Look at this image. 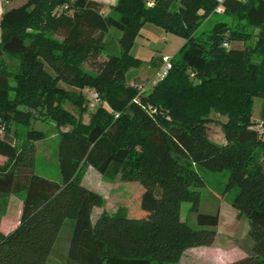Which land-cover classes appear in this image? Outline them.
Wrapping results in <instances>:
<instances>
[{
	"label": "trees",
	"instance_id": "trees-1",
	"mask_svg": "<svg viewBox=\"0 0 264 264\" xmlns=\"http://www.w3.org/2000/svg\"><path fill=\"white\" fill-rule=\"evenodd\" d=\"M219 7L238 21H218L200 35ZM109 9L96 0H27L2 12L0 3V54L19 61L18 72L0 62V155L8 159L0 166V215L10 196L23 199L20 224L0 232V264H177L217 238L219 213L200 212V170L229 171L226 191L236 190L232 205L249 222L247 256L230 264H264V0H117ZM146 24L186 43L168 75L141 91L124 82L141 65L131 51ZM112 30L120 32L118 53L105 40ZM88 90L101 103L85 123ZM70 100L79 120L64 108ZM213 112L227 118L225 144L209 137ZM39 119L70 127L59 135L60 182L35 172V143L45 139L32 127ZM83 164L140 184L145 213H103L93 222L104 199L82 183ZM186 202L198 228L182 218ZM67 220L74 221L68 252L55 262Z\"/></svg>",
	"mask_w": 264,
	"mask_h": 264
},
{
	"label": "rangeland",
	"instance_id": "rangeland-1",
	"mask_svg": "<svg viewBox=\"0 0 264 264\" xmlns=\"http://www.w3.org/2000/svg\"><path fill=\"white\" fill-rule=\"evenodd\" d=\"M27 0H0L2 12L15 7L22 6ZM116 0H108L106 3H113ZM115 3V4H116ZM106 13L110 12L109 4H104ZM60 9L59 11H61ZM48 13H46L47 15ZM218 21H226L235 24L238 21L236 16H225L222 13L213 15L201 28V33H205L213 27ZM258 33L257 30H251ZM120 32L112 30L105 36L108 49L111 53H118ZM186 40L166 33L162 28L153 24H146L135 40L131 55L139 59L141 65L132 68L127 74L124 84L130 87L141 88L142 91L148 88L156 81L157 72L161 71L163 58L170 57L172 61L180 58V52L184 47ZM174 59V60H173ZM0 62H5L9 68L18 72L19 61L8 57L6 54H0ZM84 71L93 73L89 66H84ZM160 80V76H159ZM154 86V85H153ZM152 86V87H153ZM85 97H90L86 93ZM64 108L72 113L77 120L81 114L75 103L70 100L65 103ZM263 110V101L256 99L254 106V121L261 128L263 122L261 115ZM91 110H88L83 116L85 123L89 122ZM211 122L208 124V133L212 141L218 144H224V134L222 123L227 118L220 116L216 112L211 114ZM32 127L45 133V139L35 143L37 149L36 173L54 181H61V174L58 163V146L60 142V133L70 129V127H59L54 119L36 120ZM17 132L19 137H24L27 129L15 127L13 132ZM1 159V158H0ZM6 164V163H5ZM4 164H0L3 166ZM205 179V187L201 190L202 202L200 212L205 214L219 213L220 221L216 228L217 239L210 247L198 246L188 249L177 264H230L240 260L242 257L241 248L246 246V237L249 230V222L239 216L232 205V199L236 190L226 191L229 178V171L222 173H212L200 170ZM79 176L82 183L90 190L100 194L104 199L102 207H96L92 213V221H96L103 213L114 214L121 211L130 213L131 217H139L138 214L145 213L141 209V194L143 188L135 182H123L120 179L111 180L102 176L97 170L88 164H83ZM191 203L182 204V218L193 228H198L197 217L191 212ZM23 208V199L20 195H12L6 202L5 210L0 215V232L9 234L13 232L20 224ZM73 220H67L55 246L53 260L58 262L65 256L69 248V238L73 230ZM157 264V263H152Z\"/></svg>",
	"mask_w": 264,
	"mask_h": 264
},
{
	"label": "built area",
	"instance_id": "built-area-1",
	"mask_svg": "<svg viewBox=\"0 0 264 264\" xmlns=\"http://www.w3.org/2000/svg\"><path fill=\"white\" fill-rule=\"evenodd\" d=\"M219 3H223V0H217ZM241 1H246V0H241ZM150 6L153 5V2L149 3ZM217 13H222V8L219 7L217 10ZM224 46L226 48H229V44L225 43ZM173 63H172V58L170 57H164L163 58V66L161 68V71L159 72V76H160V80L165 78L169 71L172 69ZM141 91L142 89L139 88ZM101 103V99L99 94L96 91H91L90 93V97H87V105L89 107L90 110H94L96 109Z\"/></svg>",
	"mask_w": 264,
	"mask_h": 264
},
{
	"label": "crops",
	"instance_id": "crops-1",
	"mask_svg": "<svg viewBox=\"0 0 264 264\" xmlns=\"http://www.w3.org/2000/svg\"><path fill=\"white\" fill-rule=\"evenodd\" d=\"M96 1H98V2H100V3H102V4H109V6H112V5H115V1L112 3H106V2H108V0H96ZM117 1V0H116ZM235 46H237V47H241L242 46V44H236ZM156 81L148 88L149 90H151V88H152V86L153 85H155L158 81H159V72H157V75H156ZM91 91L92 90H88V91H85V96H86V93H91ZM86 99H87V97H86ZM258 127V126H257ZM259 127H260V125H259ZM258 127V128H259ZM224 139H225V137H224ZM225 144V143H224ZM0 164H5L7 161H8V159L6 158V157H4V156H1L0 155ZM93 222H95V221H93ZM249 231V230H248ZM217 239V238H216ZM242 251V257L240 258V259H242V258H245L246 256H247V253L245 252V251H243V250H241Z\"/></svg>",
	"mask_w": 264,
	"mask_h": 264
}]
</instances>
